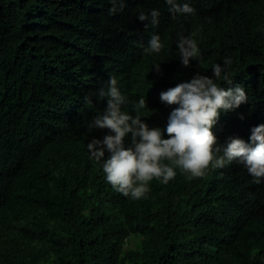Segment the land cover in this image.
<instances>
[{"label": "trees", "instance_id": "16d2710c", "mask_svg": "<svg viewBox=\"0 0 264 264\" xmlns=\"http://www.w3.org/2000/svg\"><path fill=\"white\" fill-rule=\"evenodd\" d=\"M28 1L33 0H0V264H264V196L257 211L246 209L249 201L231 206L219 195L230 182L193 185L179 169L167 184L150 181L138 200L111 187L102 161L87 149L93 137L109 134L90 127L106 107L97 91L78 88L76 120L68 124V99L61 94L53 101L59 89L49 73L50 55L39 49L54 47V30L34 3L26 10ZM93 2L82 0L84 10L68 24L87 18L97 31L107 17L121 37L143 41L154 31L160 35L161 52H130L129 78L117 79L127 95L122 106L133 116L139 98L130 80L136 81L148 107L141 119L149 127L163 130L176 107L161 102V91L196 74L224 83V74L217 79L212 66L225 58L231 60L230 77H239L238 71L258 77L249 88L264 101V0H185L194 14L173 18L163 10L159 23L148 28L133 15L138 8L149 13L159 0H124L113 14L111 2L89 11ZM62 21L71 31L66 15ZM178 32L194 38L200 50L189 67L177 61ZM34 69L43 75L34 77Z\"/></svg>", "mask_w": 264, "mask_h": 264}, {"label": "clouds", "instance_id": "9594fccd", "mask_svg": "<svg viewBox=\"0 0 264 264\" xmlns=\"http://www.w3.org/2000/svg\"><path fill=\"white\" fill-rule=\"evenodd\" d=\"M93 1L89 11H99L104 2H111L112 14L119 12L117 5L122 8L124 4V0ZM184 1L159 0L157 8L149 13L138 8V14L135 12L133 17L148 28L159 23L163 10L173 18L177 14H194L195 9ZM32 3L38 13L41 9L42 15L49 16L43 21L54 30V47L39 49H47L50 55L49 73L59 89L52 93L53 101L61 94L68 99V124L76 120L74 91L78 88L97 91L102 106L106 107L102 114L93 117L90 127L108 129L109 134L102 140L93 137L87 149L91 158L102 161L105 179L115 191L133 200L141 199L149 191L150 181L155 178L167 184L179 169L193 185L200 181L219 186L230 182L219 195L231 206L249 201L247 210L260 208V197L264 196L261 192L264 188V101H259L260 94L249 88L259 82L258 77L250 79L243 71L237 72L239 77L233 73L230 77L226 69L231 60L225 58L223 65L212 66L214 77L220 79L224 74V83L196 74L187 82L161 91V102L176 107L171 109L163 130L149 127L141 119L147 116L141 110L148 107L144 96H139L136 81L130 80L132 93L139 98L132 104L133 116L122 106L127 102V95L117 79L128 77L132 65L130 52L136 54L143 50L148 55L161 52L164 44L159 33L154 31L143 41L129 35L121 37L120 32L108 27L107 17L102 18L104 23L97 31L87 18L69 25L72 15L84 10L82 0H33L25 3L26 10L30 11ZM63 15L71 29L69 32L65 30ZM177 37L180 54L177 61L189 67L190 60L198 61L201 55L197 42L181 32ZM155 68L159 72V64ZM32 75L41 77L43 71L34 69ZM165 132L167 138H164ZM129 134L130 143L126 146L125 138Z\"/></svg>", "mask_w": 264, "mask_h": 264}]
</instances>
